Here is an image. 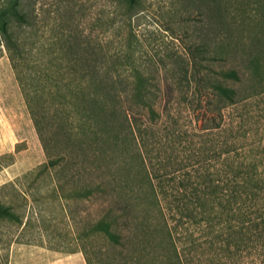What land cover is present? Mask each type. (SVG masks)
Listing matches in <instances>:
<instances>
[{
	"label": "trees",
	"instance_id": "obj_1",
	"mask_svg": "<svg viewBox=\"0 0 264 264\" xmlns=\"http://www.w3.org/2000/svg\"><path fill=\"white\" fill-rule=\"evenodd\" d=\"M124 2L134 6L138 0ZM33 4L0 0V53L2 48L7 53L46 155L41 170L68 171L69 164L79 156L89 158L90 151L104 162L110 150L135 156L141 169V185L133 190L141 202L128 186L122 187L125 174L117 169L111 179L99 176L84 194L109 198V211L91 230L116 247L119 259L111 260L264 264V130H255L251 121L253 108L264 101V85L240 97L212 78L198 79L185 107L197 121L190 131L183 130L175 120L179 109H156V95L145 85L146 77L119 70L124 64L113 63L98 45L79 34L38 43ZM133 8L122 7L125 12ZM219 75L240 81L235 70ZM168 120L172 123L166 133L153 129ZM55 128L77 154L52 146ZM188 132L191 137L182 139ZM13 160L12 154L1 156L0 168ZM122 161L130 167L125 158ZM3 222L25 226L29 219L24 222L11 202L0 201ZM135 241L141 249L130 251ZM82 252L87 264H100L86 249Z\"/></svg>",
	"mask_w": 264,
	"mask_h": 264
},
{
	"label": "rangeland",
	"instance_id": "obj_2",
	"mask_svg": "<svg viewBox=\"0 0 264 264\" xmlns=\"http://www.w3.org/2000/svg\"><path fill=\"white\" fill-rule=\"evenodd\" d=\"M32 7L38 43L79 34L98 45L113 63L124 64L119 70L139 71L146 77L145 85L156 95V109L164 105L179 109L175 120L183 130L190 131L197 121L185 107L198 79L212 78L240 97L264 85V0H138L134 6L124 0H34ZM122 7L135 8L125 12ZM227 70H235L240 81L223 79L219 74ZM263 102L252 110L257 131L264 130ZM231 116L235 125L238 110ZM169 122L153 129L166 133ZM51 136L56 141L52 146L77 154L56 128ZM181 136L191 137L189 132ZM92 152L87 159L77 157L68 171L41 170L47 158L2 48L0 157L12 154L14 160L0 168V201L11 202L29 223L0 224V264H87L85 249L94 262L117 264L111 260L118 258L116 247L91 230L109 211V198L84 194L99 176L111 179L117 169L125 174L122 187L128 186L136 202H141L140 194L133 193L141 185V169L131 154L110 150L108 158L98 162ZM140 249L136 241L130 246V251Z\"/></svg>",
	"mask_w": 264,
	"mask_h": 264
},
{
	"label": "crops",
	"instance_id": "obj_3",
	"mask_svg": "<svg viewBox=\"0 0 264 264\" xmlns=\"http://www.w3.org/2000/svg\"><path fill=\"white\" fill-rule=\"evenodd\" d=\"M78 264H80V263L78 262Z\"/></svg>",
	"mask_w": 264,
	"mask_h": 264
}]
</instances>
